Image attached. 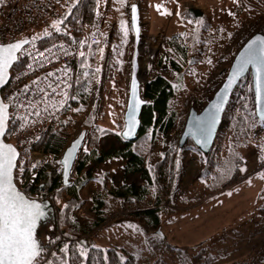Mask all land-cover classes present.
<instances>
[{
  "label": "rangeland",
  "instance_id": "1",
  "mask_svg": "<svg viewBox=\"0 0 264 264\" xmlns=\"http://www.w3.org/2000/svg\"><path fill=\"white\" fill-rule=\"evenodd\" d=\"M231 1L100 0L94 25L86 29V34L89 33L99 40L100 51L97 63L99 73L103 71L108 40L114 21L117 20L114 19L115 12H119L123 7V18L129 28V39L124 61L125 74L119 91L127 97L132 51L129 7L133 2L138 3L141 24L138 47L141 89L149 76L161 74L175 87V96L172 101L174 109L180 110L182 104L188 99L190 100L189 108L193 106L199 110L224 78L231 59L244 40L255 31L262 30L264 33V7L245 0L246 4L252 8L248 10ZM188 9L196 10L195 14L203 16L205 23L201 25L195 18L197 15L190 13ZM185 10L190 16L185 15ZM256 10L262 14V17H259ZM194 25H199L198 34L204 38L203 51L198 53L196 60L189 64L187 71L178 79L167 65V40L171 34L191 30ZM247 79L249 90L247 92L242 90L240 95L251 97L252 100L249 74ZM126 97L124 106H114L117 95L113 89L106 86L104 81L101 85L96 84V91L89 106L93 122L112 130L100 138L98 149L103 152L110 146L116 148L124 146V143L120 141V138L123 139L120 135L123 125L120 130L117 129L119 138L113 132L116 131V126L112 121L120 118L118 113L120 108H123L124 112ZM102 107H104L103 111ZM226 123L227 120L223 118L218 132L225 128ZM257 128L260 129L259 136L263 137L264 120L260 121ZM81 129L78 127L72 138ZM255 131L258 132V130ZM148 133L149 142L143 141L142 138H135L130 144L145 154L148 163H152L167 149L172 135L171 132L163 135L158 128ZM184 144L181 147L178 146L176 152L178 168L174 174L172 192L168 199L160 204L154 202V188L146 185L137 174L123 175L120 159L104 158L102 161H94L88 165V180L79 192L82 203L73 214V220L76 222L80 219L97 218L94 210L90 208V200L96 194H103L108 188L113 189L124 182L134 184L146 191L142 201L129 199L127 196L113 199V207L99 215L100 223L90 233V243L93 246H119L134 256L136 264H184L178 251L158 250L154 255L151 253L146 241L145 223L135 215L154 208H159L161 212L159 228L165 236L163 239L176 247L185 246L188 252L184 257L188 263L189 254L194 253L199 247L215 254L220 252V255H216L219 258L217 262L220 264L224 260L238 259L246 253L250 243L264 237V232L251 234L258 220V216L252 212L253 207L264 199V172H253L259 167L256 148L251 144L240 146L241 163L238 173L241 178L226 188L211 191L206 181L198 176L204 164L201 157L204 154L191 143H188L186 148H183ZM84 149L83 142L79 152ZM34 155L33 158L31 157L33 167L38 166L46 158L39 152H34ZM56 166L60 169L59 162ZM33 175L34 170L31 172L32 181H34ZM69 180L72 181V175ZM42 187L45 186L42 185ZM50 193H52L50 200L54 206V216L56 209L63 206V201L56 199L55 191ZM53 216L46 218L37 229V238L41 243L46 240L48 231L54 225ZM223 230L226 233L224 241L220 238ZM235 232L240 233L234 234Z\"/></svg>",
  "mask_w": 264,
  "mask_h": 264
},
{
  "label": "trees",
  "instance_id": "2",
  "mask_svg": "<svg viewBox=\"0 0 264 264\" xmlns=\"http://www.w3.org/2000/svg\"><path fill=\"white\" fill-rule=\"evenodd\" d=\"M3 1L0 0V4ZM246 1L264 7V0ZM99 2L100 0H71L59 21L74 22L80 18L86 31L94 25ZM231 2L248 10L252 9L245 0H232ZM256 12L259 17H262L260 12L257 10ZM184 13L190 16L187 10ZM123 17L122 7L119 12H115L114 19L117 20L114 21L112 33L108 40L107 56L103 62L104 68L100 73L97 65L100 51L99 40L97 37L85 33L80 45V58L72 73L67 99L59 104L54 118L30 150L19 152L14 170L16 185L22 188L29 181L31 172L34 170L33 187L42 184L49 192L55 191L57 200L63 201V206L56 209L54 216V206L52 205L49 216L54 217V225L48 231L46 240L40 242L43 251L37 264H136L134 256L119 246H93L90 243V233L99 225V215L113 207V201L116 197L127 196L129 199L134 198L136 201H142L146 194L143 188L124 182L113 189L108 188L103 194H96L90 200V208L94 210L97 218L80 219L78 222L73 220L74 211L82 203L79 192L88 180L87 170L91 162L102 161L104 158L120 159L123 175L137 174L146 185L154 188V202L156 204L167 200L172 192L174 174L178 168L176 158L177 137L182 131L190 100L187 99L180 110L174 109L172 101L175 96V87L161 74L149 76L142 86V95L147 102L139 115L140 123L136 139L142 138L143 141L149 142L148 131L156 128L161 130L163 135L171 132L172 140L167 149L161 153L157 160L148 163L145 154L134 148L130 144L131 141L121 139L117 132L123 125V108H120L118 112L120 118H117V121L113 119L112 123L116 126V131L113 132L119 136L124 146L119 148L110 146L104 152L98 149L100 138L112 130L93 122V115L89 106L96 91V84L101 85L104 81L106 86L113 89L117 95L114 106H124L126 97V94H121L119 91L125 74L124 61L129 39V28ZM195 18L200 21L201 25L205 23L203 16L197 15ZM199 31V25H194L191 30L171 34L167 40V65L178 79L187 71L189 64L196 60L198 53L203 51L204 38L198 34ZM19 67V62H16L10 73L13 74ZM247 77L248 74L240 78L231 92L230 100L223 113V118L227 120L225 128L217 132L211 148L201 156L204 164L198 176L206 181L211 191L226 188L241 178L238 173L241 163L240 146L253 145L258 153L259 166L264 164V136H259L260 129L257 128L261 120L257 119L253 112L251 97L240 95L242 90L246 92L249 90ZM106 89L108 91V88ZM103 109L104 107H102V111ZM78 127L86 128L85 149L79 152L75 159L72 181L68 185H62L60 169L56 165L63 149ZM4 139L11 141L9 125ZM188 143L196 148L190 139L186 141L183 148H186ZM31 152H39L46 158L38 166L33 167ZM252 212L258 216V220L251 234L264 232V199L253 207ZM160 213L159 208H154L141 211L135 215L145 223L146 241L153 255L158 250L163 252L165 250L178 251L184 264L219 263L217 262L219 258L216 255H220V252L215 254L203 247H199L194 253L189 254L188 263L184 257L188 252L185 246H173L155 234L156 229L161 226ZM237 233L240 232L234 234ZM225 235V230H223L220 234L223 241ZM81 237H86L85 243L80 241ZM221 264H264V237L250 243L246 253L240 258L224 260Z\"/></svg>",
  "mask_w": 264,
  "mask_h": 264
},
{
  "label": "built area",
  "instance_id": "3",
  "mask_svg": "<svg viewBox=\"0 0 264 264\" xmlns=\"http://www.w3.org/2000/svg\"><path fill=\"white\" fill-rule=\"evenodd\" d=\"M70 2L4 0L0 4V43L28 38L18 52L20 67L1 89L2 100L8 103L9 136L19 151L30 150L69 94L86 33L80 18L59 21ZM49 85L55 88V94ZM258 171L264 172V164L254 170ZM21 189L28 198L38 201L52 194L41 184L33 187L31 179Z\"/></svg>",
  "mask_w": 264,
  "mask_h": 264
},
{
  "label": "water",
  "instance_id": "4",
  "mask_svg": "<svg viewBox=\"0 0 264 264\" xmlns=\"http://www.w3.org/2000/svg\"><path fill=\"white\" fill-rule=\"evenodd\" d=\"M132 6H135V13L132 12ZM188 11L194 15L196 10L188 9ZM133 16L135 18L133 19ZM129 24L132 32V51L130 56V71H129V81H128V91H127V97H126V103L125 108L123 112V128L120 132L121 137L124 140L131 141L134 140L137 136L138 128H139V115L141 112L142 107L146 104L147 100L142 95V89L140 85V80L138 78L139 73V64H138V47L140 45V36H141V24H140V15H139V4L138 3H131L129 7ZM264 41V33L261 31H255L253 32L249 37H247L240 48L236 51L233 58L230 61L229 67L227 69V72L220 82V84L217 86V88L214 90L212 96L206 101V103L197 110L195 107L191 106L187 114L185 116L184 124L182 131L178 138V146L181 147L187 139H190L193 144L196 146V148L203 154H206L209 149L211 148L214 138L218 132V129L220 127V124L223 120V113L225 111V108L229 102L231 92L237 82L245 76L246 74L250 75V84H251V92H252V102H253V110L254 114L257 119L264 120V79H261L258 81L257 77V69L254 65H248L246 71L243 73H240L239 76L236 79H232L233 74L237 72L240 61L242 59V54L245 53V50L248 48L249 44H251L253 41ZM28 41V38H20L11 42L3 43L0 45H8L12 43L17 42H24ZM25 45V43H22V46ZM260 45L257 44L254 47H259ZM14 55H18V53H14ZM17 59L14 60V62L10 65V67L6 70V73L4 75V81L3 86L7 83L9 77H10V70L12 66L16 63ZM262 77H264V73L261 74ZM231 81V82H230ZM260 83L259 91L257 90V83ZM2 86V87H3ZM0 87V101L2 100L1 97V89ZM221 97H223V100L221 101ZM3 103L7 104L3 101ZM219 105V110H216V106ZM8 113V120H9V110L7 108ZM212 115L215 116L214 122L211 121ZM8 120L5 122V128H4V134L0 136V141L12 145L16 152L17 157L15 160V166L16 161L19 156V150L16 148V146L10 142L6 141L4 139V135L6 134L7 128H8ZM205 125H210L205 133L202 135L200 131L198 130L200 127H203ZM86 136V129L82 128L78 134L73 137L66 147L63 149L60 158H59V165H60V176H61V182L62 185H68L70 182V177L72 175L73 165L75 162V159L77 157V154L80 150V148L83 145L84 139ZM69 150L72 151V156L70 159V163L67 167H65L63 161L66 158V156L69 153ZM14 170L13 168V184L16 187V189L23 194L27 199L30 201H34L38 203L41 206V211L43 212V216H41L37 220V225L35 229V238L40 245V242L37 238V229L41 222L45 221L46 218L49 217L51 214V208H52V202L50 199H46L45 201H38L34 198H28L25 193L16 185L14 181ZM155 233L159 236L164 238V234L160 230V228H157ZM82 243L86 242V238L82 237L80 239ZM41 246V245H40Z\"/></svg>",
  "mask_w": 264,
  "mask_h": 264
},
{
  "label": "snow or ice",
  "instance_id": "5",
  "mask_svg": "<svg viewBox=\"0 0 264 264\" xmlns=\"http://www.w3.org/2000/svg\"><path fill=\"white\" fill-rule=\"evenodd\" d=\"M135 11V6H132L133 14ZM22 43L0 45V87L5 82L6 70L18 58L14 53L22 49ZM257 44L260 46L254 47ZM250 64L256 66L258 81L264 79L261 76L264 73V41L256 40L249 44L232 79H236L240 73L246 71ZM49 87L52 88V85ZM259 88L258 82V91ZM38 91L44 93V89ZM52 91L55 94V88H52ZM7 108L8 105L0 101V136L4 134L5 122L8 120ZM216 110H219V105L216 106ZM36 114L39 115V112ZM214 120L215 116L212 115L211 121ZM209 126L205 125L198 130L203 135ZM71 156L72 151L69 150L63 161L65 167L69 165ZM16 157L15 148L0 141V264H37L43 249L35 238V229L37 220L43 216V212L38 203L27 199L13 184Z\"/></svg>",
  "mask_w": 264,
  "mask_h": 264
},
{
  "label": "bare ground",
  "instance_id": "6",
  "mask_svg": "<svg viewBox=\"0 0 264 264\" xmlns=\"http://www.w3.org/2000/svg\"><path fill=\"white\" fill-rule=\"evenodd\" d=\"M261 32H263V31L261 30ZM138 75H139V73H138ZM139 77L141 78V75H139L138 78H139Z\"/></svg>",
  "mask_w": 264,
  "mask_h": 264
},
{
  "label": "crops",
  "instance_id": "7",
  "mask_svg": "<svg viewBox=\"0 0 264 264\" xmlns=\"http://www.w3.org/2000/svg\"><path fill=\"white\" fill-rule=\"evenodd\" d=\"M255 173V172H254ZM256 173H259V172H256Z\"/></svg>",
  "mask_w": 264,
  "mask_h": 264
}]
</instances>
